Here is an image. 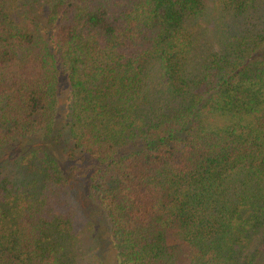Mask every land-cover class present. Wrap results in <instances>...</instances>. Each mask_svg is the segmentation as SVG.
I'll use <instances>...</instances> for the list:
<instances>
[{
	"label": "trees",
	"instance_id": "16d2710c",
	"mask_svg": "<svg viewBox=\"0 0 264 264\" xmlns=\"http://www.w3.org/2000/svg\"><path fill=\"white\" fill-rule=\"evenodd\" d=\"M0 264H264V0H0Z\"/></svg>",
	"mask_w": 264,
	"mask_h": 264
},
{
	"label": "rangeland",
	"instance_id": "374dc122",
	"mask_svg": "<svg viewBox=\"0 0 264 264\" xmlns=\"http://www.w3.org/2000/svg\"><path fill=\"white\" fill-rule=\"evenodd\" d=\"M64 108L65 107H61V109L59 111L60 112L59 113V120L57 121V124L55 126V129H54L53 133L50 134V137L48 139V140L51 141L53 146H55V144H56L54 136L57 134V129L61 128L63 126V124L65 123L66 112H65ZM60 155L62 156L61 158L65 161V163H67L68 160L65 159V157H64L65 155H63V154H60ZM94 213L96 214L95 215L96 216V221L99 222V224L101 225V228L105 231L106 222H105V219H104L102 213L101 212L99 213L98 211H95ZM90 234H92V233L90 232L88 235H90Z\"/></svg>",
	"mask_w": 264,
	"mask_h": 264
}]
</instances>
